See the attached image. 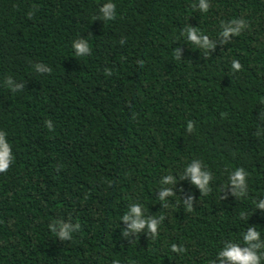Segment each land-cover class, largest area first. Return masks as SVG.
<instances>
[{"label":"trees","instance_id":"1","mask_svg":"<svg viewBox=\"0 0 264 264\" xmlns=\"http://www.w3.org/2000/svg\"><path fill=\"white\" fill-rule=\"evenodd\" d=\"M100 2L0 0V131L14 157L0 173V264H211L249 226L264 239L252 203L264 197V0H208L207 13L197 0H115L107 27ZM233 18L247 27L222 43ZM187 27L215 47L189 43ZM193 160L212 173L207 195L180 179ZM236 168L246 198L228 183ZM132 204L159 221L155 238L120 219ZM53 221L79 229L62 240Z\"/></svg>","mask_w":264,"mask_h":264},{"label":"clouds","instance_id":"2","mask_svg":"<svg viewBox=\"0 0 264 264\" xmlns=\"http://www.w3.org/2000/svg\"><path fill=\"white\" fill-rule=\"evenodd\" d=\"M101 7L98 8L99 16L105 21L104 26L107 27L108 24L117 19V4L115 0H101ZM193 8H198L202 13H207L209 8L208 0H197L194 3ZM247 27V23L243 19H231L227 23H221L222 31L219 33L224 39L222 43L227 42L230 35L238 36L241 31ZM181 35L187 36V41L192 45L199 47L200 49L210 50L215 46L209 41L208 35L202 33L197 28L187 27ZM72 48L75 55L83 58L85 55L91 54V45L85 40H77L72 44ZM177 56V53H176ZM241 70V64L239 60H232L231 71L233 73L239 72ZM37 72H51L50 68L37 65L35 68ZM6 83L11 85L12 81L9 78ZM20 86H17V88ZM16 89L14 88L13 91ZM260 120L264 121V116L260 117ZM51 130V126L49 124ZM185 129L187 133L191 134L194 131V123L189 120L186 123ZM258 136L264 134V130L258 128ZM14 157L12 155V145L7 139V134L0 131V173H5L8 171L9 166L13 163ZM202 161L193 160L184 169V175L180 177L183 179L185 176L190 177L191 183L198 189H200L203 195H207L209 192L208 184L212 179V173L209 171H202ZM176 179L169 173L167 176L163 177L160 181L161 191L159 195V201L163 202L164 206H168L166 200L167 197H172L173 192L170 187H163L164 185H174ZM228 183L233 188V195L237 198H246L248 191V173L243 168H236L230 174L228 178ZM254 208L260 211H264V197L252 201ZM186 209L189 211L190 205L185 203ZM240 219L247 220V215L245 212H240ZM163 217L161 216L160 219ZM120 219L125 222L131 221L129 224V230L132 232H139L141 229H147L153 234L155 238L157 229L159 226V221L156 218L145 219L143 218L142 206L139 204H132L130 210L126 212ZM50 230L53 235H58L60 239H71L73 232L79 229V224L76 225L68 223H60L58 221H53L49 225ZM59 228V232L56 229ZM241 239L237 242H227L224 243L223 247L217 252L216 259L211 262V264H264V239H262L261 231L258 230L256 226H249L246 231L240 234ZM243 245V246H241ZM171 252L183 254L185 249L183 247H178L176 244L171 245Z\"/></svg>","mask_w":264,"mask_h":264}]
</instances>
